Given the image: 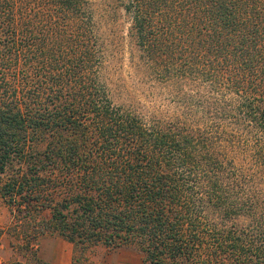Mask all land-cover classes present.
<instances>
[{
	"label": "trees",
	"instance_id": "trees-1",
	"mask_svg": "<svg viewBox=\"0 0 264 264\" xmlns=\"http://www.w3.org/2000/svg\"><path fill=\"white\" fill-rule=\"evenodd\" d=\"M119 1L167 109L113 103L90 0H0V198L15 239L264 264V0Z\"/></svg>",
	"mask_w": 264,
	"mask_h": 264
},
{
	"label": "rangeland",
	"instance_id": "rangeland-1",
	"mask_svg": "<svg viewBox=\"0 0 264 264\" xmlns=\"http://www.w3.org/2000/svg\"><path fill=\"white\" fill-rule=\"evenodd\" d=\"M101 24L104 63L102 78L114 104L142 113L167 109V100L152 84L129 37V20L119 0H90ZM169 114V113H168ZM9 207L0 198V264H143L144 256L134 246L109 249L94 246L79 250L57 234H45L25 250L12 232Z\"/></svg>",
	"mask_w": 264,
	"mask_h": 264
}]
</instances>
